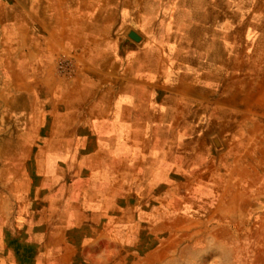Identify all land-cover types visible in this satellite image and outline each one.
<instances>
[{
    "label": "crops",
    "instance_id": "crops-1",
    "mask_svg": "<svg viewBox=\"0 0 264 264\" xmlns=\"http://www.w3.org/2000/svg\"><path fill=\"white\" fill-rule=\"evenodd\" d=\"M259 207L264 0H0V264L156 263Z\"/></svg>",
    "mask_w": 264,
    "mask_h": 264
},
{
    "label": "rangeland",
    "instance_id": "rangeland-1",
    "mask_svg": "<svg viewBox=\"0 0 264 264\" xmlns=\"http://www.w3.org/2000/svg\"><path fill=\"white\" fill-rule=\"evenodd\" d=\"M252 212L244 224L231 216L194 224L192 234L164 235L156 244L157 261L150 264H264V207ZM156 245L147 243L146 251L152 254Z\"/></svg>",
    "mask_w": 264,
    "mask_h": 264
},
{
    "label": "built area",
    "instance_id": "built-area-1",
    "mask_svg": "<svg viewBox=\"0 0 264 264\" xmlns=\"http://www.w3.org/2000/svg\"><path fill=\"white\" fill-rule=\"evenodd\" d=\"M68 65H69L68 63L62 64V65H61V68H62V69H66Z\"/></svg>",
    "mask_w": 264,
    "mask_h": 264
}]
</instances>
